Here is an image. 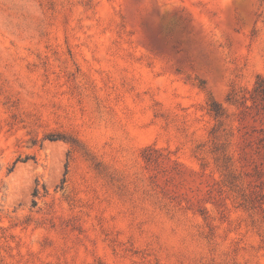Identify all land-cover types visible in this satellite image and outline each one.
<instances>
[{
	"label": "rangeland",
	"instance_id": "obj_1",
	"mask_svg": "<svg viewBox=\"0 0 264 264\" xmlns=\"http://www.w3.org/2000/svg\"><path fill=\"white\" fill-rule=\"evenodd\" d=\"M259 78L264 0H0V264H264Z\"/></svg>",
	"mask_w": 264,
	"mask_h": 264
},
{
	"label": "trees",
	"instance_id": "obj_2",
	"mask_svg": "<svg viewBox=\"0 0 264 264\" xmlns=\"http://www.w3.org/2000/svg\"><path fill=\"white\" fill-rule=\"evenodd\" d=\"M254 91L255 93L252 98L255 99V101H259V103L262 104L264 107V79L263 78L258 79L254 87ZM231 95H232L231 97H236L237 93L233 92Z\"/></svg>",
	"mask_w": 264,
	"mask_h": 264
}]
</instances>
